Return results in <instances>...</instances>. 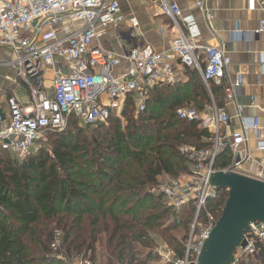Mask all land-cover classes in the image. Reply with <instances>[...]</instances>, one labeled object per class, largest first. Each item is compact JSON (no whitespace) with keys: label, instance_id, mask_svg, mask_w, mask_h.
I'll list each match as a JSON object with an SVG mask.
<instances>
[{"label":"built area","instance_id":"1","mask_svg":"<svg viewBox=\"0 0 264 264\" xmlns=\"http://www.w3.org/2000/svg\"><path fill=\"white\" fill-rule=\"evenodd\" d=\"M156 3L170 18L175 31L169 54L141 42L134 18L126 28L119 26L124 17L117 0H0V47L11 53L0 63L14 69L13 80L23 87L27 97L19 101L0 87V150L25 158L36 143L46 140L49 132L61 130L70 116L75 115L84 125L104 124L111 115H119L128 96L134 98L136 112L143 111L155 85L176 82L174 58L195 69L206 85L219 82L231 63L226 49L222 45L200 44L201 31L194 16L184 13L175 0ZM261 3L264 10V0ZM196 5L207 19L213 18L203 0ZM109 25L116 28L120 53L93 44ZM257 31L264 33V18ZM47 73L51 75V93L44 84ZM238 85L236 81L234 86ZM225 91L230 100L231 87ZM176 115L186 120L208 119L214 135L208 148L180 147L190 159L189 173L177 178L164 175L149 188L150 194L162 197L172 210L187 208L192 212L182 254L165 244L158 245L156 252L163 264H198L218 220L207 202L216 193L210 182L212 173L218 171L214 161L225 146L219 127L226 125L229 117L224 110L215 109L208 117L191 107L178 108ZM245 126L256 137V147L264 150L259 119L246 118ZM246 139L241 133L232 135L229 147L234 157L240 153L238 143ZM240 163L237 159L232 168L220 171L233 170ZM262 164V170L253 177L264 182V159ZM243 239L245 245L235 249L229 264H257L258 254L264 250V222L249 223ZM52 249H56L55 244ZM75 264L92 262L78 258Z\"/></svg>","mask_w":264,"mask_h":264},{"label":"trees","instance_id":"2","mask_svg":"<svg viewBox=\"0 0 264 264\" xmlns=\"http://www.w3.org/2000/svg\"><path fill=\"white\" fill-rule=\"evenodd\" d=\"M186 75L184 82L152 88L135 116L134 98L128 96L121 113L126 124L111 115L104 133L103 124L81 125L75 115L69 117V125L103 133L105 145L93 137L73 140L65 127L48 133L50 150L41 147L22 159L0 150V264H68L74 258L163 264L154 251L162 243L182 254L191 211L172 210L149 188L164 175L189 173L181 146L212 145L213 134L199 118L181 119L176 110L189 104L200 113L211 96L224 107L222 84L210 82L208 91L195 69L186 67ZM231 159L229 147H222L214 168L230 167ZM227 197L220 189L208 199L217 219ZM257 264H264V250Z\"/></svg>","mask_w":264,"mask_h":264},{"label":"crops","instance_id":"3","mask_svg":"<svg viewBox=\"0 0 264 264\" xmlns=\"http://www.w3.org/2000/svg\"><path fill=\"white\" fill-rule=\"evenodd\" d=\"M117 1L124 17L119 25L122 29L126 28L130 24V19L134 18L141 33V42L150 44L157 52L171 53V41L175 31L171 27L170 18L160 11L156 0ZM197 1L175 0L184 13L194 16L201 31L198 42L202 45H222L231 59L224 77L219 82L211 81L222 84L224 87V107L218 108L211 96L212 106L209 107V112L207 107L200 113L208 117L215 109L224 110L227 113L228 123L219 127V135L225 142V146H230L234 133H241L242 136L247 137L245 141L238 143L240 153L236 157L232 155L231 166L228 168H232L235 161L239 159L241 163L233 170L255 176L262 170L264 150L256 147V137L251 129L247 130L245 123L246 118L257 117L264 139V33L257 31L264 18L262 0H203L206 9L213 14L212 19L206 18L205 13L197 7ZM249 7L252 11L247 10ZM93 44L121 52L116 28L112 25L103 29ZM10 55L6 48L0 47V61ZM172 64L177 75L176 82L154 87L170 86L187 79L186 67L179 63L178 58L172 59ZM124 67L123 65L121 68ZM14 78H16L14 69L0 63V87L5 89L7 94L15 95L19 101H25L26 91L14 82ZM236 81H239L237 87L234 86ZM44 84L51 93L49 73L45 74ZM209 84L210 82L208 85L205 84L208 91H210ZM227 87H231L232 90L230 100L225 91ZM200 120L202 125L214 135V128L210 121Z\"/></svg>","mask_w":264,"mask_h":264},{"label":"water","instance_id":"4","mask_svg":"<svg viewBox=\"0 0 264 264\" xmlns=\"http://www.w3.org/2000/svg\"><path fill=\"white\" fill-rule=\"evenodd\" d=\"M210 182L227 200L201 251L198 264H229L251 222H264V182L235 170L216 171Z\"/></svg>","mask_w":264,"mask_h":264},{"label":"rangeland","instance_id":"5","mask_svg":"<svg viewBox=\"0 0 264 264\" xmlns=\"http://www.w3.org/2000/svg\"><path fill=\"white\" fill-rule=\"evenodd\" d=\"M210 87V86H209ZM188 106H191V107H193V105H189L188 104ZM212 106V104L210 103V105H208V108H207V112H209V107H211ZM122 111L119 113V115H115L116 117H118L119 119H120V121H121V123L123 124V125H125L126 124V117L124 118L123 116H122ZM135 114H137V112H136V110H135V112H132V115L133 116H135ZM81 125H82V123H81ZM104 125V127H103V129L102 130H104V131H102L103 133L111 126V123H110V121H107L106 123H104L103 124ZM78 126V124L76 125V124H68V121L66 122V124H65V126L61 129V130H63L65 127L67 128H71L72 130H70V132L72 133V139L73 140H75V138L76 139H80V140H84V139H87V141L88 142H90L91 141V138L93 137V139L95 138V139H98L99 141H102V145H105L106 144V142L104 141L105 139L102 137V134H100L98 131L96 132V134H95V132H94V130H92V129H89V128H79V127H77ZM106 128V129H105ZM60 131V130H59ZM51 142H52V140H51V138L50 137H48V134H47V136H46V140L44 141V142H39V143H36V145H34V147L31 149V151H30V154L29 155H31L32 153H34L35 151H37L38 149H40L41 147H45L46 149H48V150H50L51 149V147L53 146V144H51ZM29 155H27V157L29 156ZM10 156H14V155H10ZM14 157H16L17 159H22L21 157H19V156H14ZM95 159H97V160H99L97 157H95ZM192 212H191V215L189 216V220L191 221L192 219ZM188 230H189V227H188V221H187V225H186V233H188ZM162 244H165V243H162ZM55 245H56V247L58 246L57 245V243L55 242ZM160 245V244H159ZM166 245V244H165ZM157 247H158V245H156L155 246V248H154V251L156 252V250H157ZM53 250V249H52ZM157 253V252H156ZM158 255V254H157ZM78 258H74V259H71V260H68V261H66V263L68 262V264H75V261L77 260ZM98 263L97 264H100V262H99V260L97 261Z\"/></svg>","mask_w":264,"mask_h":264}]
</instances>
